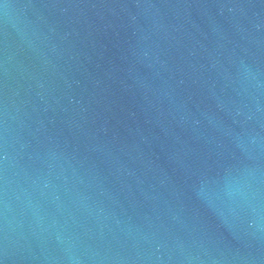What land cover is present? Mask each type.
I'll return each instance as SVG.
<instances>
[{
  "label": "water",
  "instance_id": "obj_1",
  "mask_svg": "<svg viewBox=\"0 0 264 264\" xmlns=\"http://www.w3.org/2000/svg\"><path fill=\"white\" fill-rule=\"evenodd\" d=\"M0 264H264V0H0Z\"/></svg>",
  "mask_w": 264,
  "mask_h": 264
}]
</instances>
